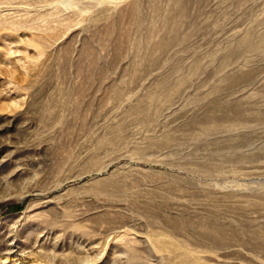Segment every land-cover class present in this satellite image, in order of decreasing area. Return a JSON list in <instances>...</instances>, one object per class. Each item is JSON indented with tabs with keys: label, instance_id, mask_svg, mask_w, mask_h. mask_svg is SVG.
I'll return each mask as SVG.
<instances>
[{
	"label": "rangeland",
	"instance_id": "374dc122",
	"mask_svg": "<svg viewBox=\"0 0 264 264\" xmlns=\"http://www.w3.org/2000/svg\"><path fill=\"white\" fill-rule=\"evenodd\" d=\"M0 264H264V0H0Z\"/></svg>",
	"mask_w": 264,
	"mask_h": 264
},
{
	"label": "bare ground",
	"instance_id": "6f19581e",
	"mask_svg": "<svg viewBox=\"0 0 264 264\" xmlns=\"http://www.w3.org/2000/svg\"><path fill=\"white\" fill-rule=\"evenodd\" d=\"M246 43L247 42H249V38H246V41H245ZM250 43V42H249ZM164 161H166V160H161L160 162H164ZM165 163H167L168 165H169V162H165ZM170 163L171 164H173V162H171L170 161ZM161 165H164L163 163L161 164ZM105 168L106 167H104V168H100V169H98V170H96V171H94V172H98V173H101L102 171H104L105 170ZM91 173H93V171H86V172H81V173H77V174H73V175H70V176H67V177H64L63 179H61L58 183H57V185L55 186V187H60L63 183H65V182H67V181H76V180H79V179H81V178H83V177H85V175H87V174H91ZM163 173V172H162ZM172 179V178H171ZM176 180V179H175ZM174 180V181H175ZM167 181H169V180H167ZM166 181V182H167ZM169 183V182H168ZM172 183V182H171ZM176 184V183H175ZM64 185V184H63ZM169 188H170V186H168ZM173 187V186H172ZM175 187V186H174ZM61 188V187H60ZM56 189V188H55ZM171 189V188H170ZM97 194V193H96ZM95 195V194H94ZM100 195V194H99ZM99 195H97V196H99ZM102 195V194H101Z\"/></svg>",
	"mask_w": 264,
	"mask_h": 264
}]
</instances>
